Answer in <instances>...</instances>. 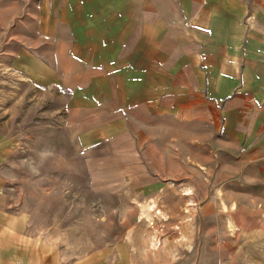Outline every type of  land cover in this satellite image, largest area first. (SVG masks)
Wrapping results in <instances>:
<instances>
[{
  "label": "crops",
  "instance_id": "0c3cea01",
  "mask_svg": "<svg viewBox=\"0 0 264 264\" xmlns=\"http://www.w3.org/2000/svg\"><path fill=\"white\" fill-rule=\"evenodd\" d=\"M6 62L61 89L80 149L127 147L129 191L172 161L224 254L264 264V0H0ZM3 187L0 264L21 238Z\"/></svg>",
  "mask_w": 264,
  "mask_h": 264
},
{
  "label": "rangeland",
  "instance_id": "374dc122",
  "mask_svg": "<svg viewBox=\"0 0 264 264\" xmlns=\"http://www.w3.org/2000/svg\"><path fill=\"white\" fill-rule=\"evenodd\" d=\"M9 63L0 65V179L21 238L1 264H257L252 241L224 254L221 225L206 224L199 197L191 206L189 177L173 175L172 161L166 174L146 165L135 183L148 189L129 191L127 147L80 149L66 95Z\"/></svg>",
  "mask_w": 264,
  "mask_h": 264
},
{
  "label": "bare ground",
  "instance_id": "6f19581e",
  "mask_svg": "<svg viewBox=\"0 0 264 264\" xmlns=\"http://www.w3.org/2000/svg\"><path fill=\"white\" fill-rule=\"evenodd\" d=\"M154 204H155L154 202L149 203V205L147 206V207H148V210H150V208H152V207L154 206ZM143 216H144V218H146L149 222L151 221V216H150V214H148V213H144Z\"/></svg>",
  "mask_w": 264,
  "mask_h": 264
}]
</instances>
